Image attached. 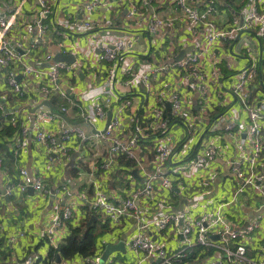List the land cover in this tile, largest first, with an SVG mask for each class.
<instances>
[{"label":"built area","instance_id":"1","mask_svg":"<svg viewBox=\"0 0 264 264\" xmlns=\"http://www.w3.org/2000/svg\"><path fill=\"white\" fill-rule=\"evenodd\" d=\"M154 1L177 7L181 16L180 22L185 27L181 42L185 43L188 37L194 41L201 37L202 42L196 49L194 46L183 44L184 47L176 51L174 46H170L173 49L171 55H167L169 63L142 71L131 69L124 71L125 79L122 80L121 85L139 92L141 98L139 109L130 118L135 132L131 136H125L120 131L123 126L121 118L124 111L130 108L131 101L125 99L118 103L119 96L115 95L113 90L120 60L124 54H132L140 48L144 34L147 35L149 43H152V36L164 28L173 27L178 21L177 17H159L152 6ZM26 2L27 0H20L13 3V0H10L7 4L0 1V5H3L0 6V68L7 72L9 98L21 101L25 93L24 88L34 85L36 81L41 99L51 101L53 98H59L64 102L59 108V113L62 115L68 111L66 104L79 107L78 103H72L69 97L70 91L62 85L61 76L65 74L72 80L77 79L78 48L74 36L91 31L99 25L98 22L92 21L88 14L104 5L123 6L126 10L125 22L131 33L111 43L101 42L97 46L95 63H108L114 66L108 69L105 81L96 90L89 89L90 91L81 98L84 102H89L102 97L106 106L112 102L118 103L106 128L98 129L95 125L96 122H106L107 119L104 106L99 102L79 112L80 120H83L84 126L88 128L87 132L80 125L60 126L51 130V126L58 122L60 117L41 104L36 105L33 114L29 110H24L27 112L24 113L27 115L25 120L33 117L31 130L28 125L22 124L16 135L25 138L31 132L32 142L45 150L47 163L50 166L54 165L56 159H70L71 151L90 139L105 145L107 150L94 171L91 170L88 174V182L91 185L90 198L85 194L73 195L68 184H62L60 188L51 191L46 187L41 176L29 175L24 168L18 170L14 180H10L0 188L1 200L8 197L18 200L26 195L29 189L33 191L32 195L52 200L51 218L39 233V244L29 243L21 260L12 259L7 264H49V251L56 249L69 234L70 228H77L80 221L89 216V211L98 214L103 222L108 223L110 228L108 234L115 241L113 244L117 241L114 239L117 237L114 232L121 229L126 221L133 224L135 230L131 233L130 239L128 238L127 246L138 256L136 264H143L149 258H158L161 264H179L184 255L168 251L153 237L170 224L178 230L185 249L189 250L196 246L222 249L229 258L224 264H264V256L253 259L247 256V246L252 240L253 232L259 227L258 222H251L244 228H232L224 214L227 203L219 205L211 218L203 215L198 220L183 225H180V222L186 216V210L152 220H144L142 212L143 207L151 209L152 201L156 196L172 190L173 178L178 180L214 161L217 150L211 142L205 140L208 130L219 132L221 136L233 134L236 125L232 121V115L235 114V110L231 109L227 115L214 117L225 96V91L220 86L222 83L220 58L214 54V51L223 49L228 40L234 41L241 31L252 32L251 35L242 34L251 38L252 44L243 42L240 46L248 53V58H244V61H247L249 67L237 74L236 80L228 88V94L233 98L234 105L236 104L243 111L247 122L240 124V132L244 133L235 134L237 146L242 148L238 157L225 158L224 164L237 179L242 181L244 188H249L253 193L260 194L264 198V42L261 41L264 39V0H249L247 5L238 8L237 12H233V23L228 27H222L216 22L212 2L209 1L208 4L206 0H88L81 6L83 18L66 21L60 25L61 28L56 29L55 51L45 53L43 56V60L50 63L47 69L35 68L32 64H28L24 59L26 54L22 45L14 41L10 43L8 40V34L22 9L25 8ZM37 2L38 7L28 21L35 29V36L29 46L31 50L41 45L42 38L48 30L44 20L50 13L49 7L43 0ZM254 44L256 51L253 50ZM259 47H261L260 58ZM181 52L184 54L180 60H177ZM56 54H71L75 62L73 64L52 62ZM226 68L229 71L233 70L230 62H226ZM167 79L174 80L173 83L184 81L187 87L184 94L186 97L178 89L166 93L160 92L159 96L155 84L166 83ZM257 82L260 86H257ZM191 96L194 97V105L188 100ZM31 107L35 108L29 106ZM194 108L197 110L194 111ZM168 111L169 115H166ZM20 117L21 115L15 111L10 116L3 114L0 122L15 128L19 125ZM171 119L173 122H170ZM176 123L186 128L188 139L195 137L196 145L183 144L181 152L175 149L176 141L171 142L169 139H172L171 129ZM148 147H150L148 155L153 154L150 156L149 164L138 154L139 150ZM122 156L135 164L134 168L143 179V183L141 186H135L133 176L130 175L131 187L125 192V198L109 200L105 182L109 180V172L115 160ZM168 161L174 162L170 172L167 167ZM150 164L154 168L153 171L147 168ZM2 166L3 158L0 155V170ZM25 236L24 231L9 236L5 244L0 246V254L8 251L18 239H23ZM126 240L127 238H118V242L123 241L124 246ZM229 243L232 244L230 247ZM108 244L99 242L97 250L91 256H76L71 260H64L57 255L56 258L58 257L60 261L54 260L50 264H100V258ZM42 249L44 250L41 251ZM109 258L105 264H113Z\"/></svg>","mask_w":264,"mask_h":264},{"label":"crops","instance_id":"2","mask_svg":"<svg viewBox=\"0 0 264 264\" xmlns=\"http://www.w3.org/2000/svg\"><path fill=\"white\" fill-rule=\"evenodd\" d=\"M2 3H10V0H0ZM20 0H13V3ZM49 7L50 13L44 20L48 30L46 35L42 38L41 45L36 49H29L30 43L35 36V29L28 21L34 14L38 7L37 0H27L25 8L22 9L20 16L17 17L16 22L8 34L9 42L19 43L25 49V60L27 63L32 64L35 68L47 69L50 67L48 61L43 60L45 53H52L55 51L54 40L55 31L61 28L66 21L74 19H81L84 13L81 11V6L88 0H43ZM212 2L214 9V19L222 27H228L233 23V12H237V6L244 7L249 0H206ZM210 4V2L208 3ZM3 6V5H0ZM156 13L161 18L177 17L178 21L175 22L173 27L164 28L151 37L152 43H149L147 35L144 34L142 45L136 52L132 54H124L117 67V73L114 78L113 90L114 94L119 96L121 103L125 99H130L131 106L122 114L121 121L123 123L120 131L125 136H131L135 132V127L130 123L131 116L135 115L140 106V94L134 92L129 88L121 85L122 80L125 79L123 73L127 69L132 71L147 70L150 67L159 64L169 63L167 55H171V49L174 46L176 51L184 46H194L195 49L201 45V37L196 41L191 40L189 37L186 42H181L182 34L185 32L184 24L180 21V13L177 7L173 4L162 3L154 1L152 3ZM203 7V6H202ZM125 8L117 4L104 5L96 9V11L88 14V17L98 22L99 25L95 29L87 32H82L74 36L78 53V76L77 79L72 80L65 74L61 76V83L68 91L72 103L79 104V107H74L72 104H66L68 111L65 115L59 113V108L64 103L59 98H53L56 102L52 105V100L47 101L40 98L38 83L24 88V97L21 101L12 100L9 98V89L7 86L6 70L0 68V117L5 114L10 116L12 112L21 115L19 118V125L17 127L2 126L0 123V132L8 129L9 135L0 133V155L3 158V166L0 170V188H2L10 180H14L18 175V170L24 168L28 171L29 175L41 176L44 184L51 191L60 188L62 184H68L71 188L73 195L85 194L88 198L91 197V185L88 182V174L98 165L99 160L105 154L107 148L105 145L99 143L95 139H90L78 147L76 146L71 151L70 159H56L54 165L50 166L47 163L45 150L35 145L30 136L17 137V131L22 124L28 125L31 130V121L33 117L25 120L24 112L33 107L46 102L57 114L68 119L70 122H77L80 120L79 112L81 109H86L93 103H101L104 106L106 114L117 107L114 102L109 105L104 104L102 97L97 100L84 102L81 100L82 95L90 91L89 89H97L102 84L107 75V71L111 68L112 64L95 63V56L98 52L97 46L102 43H111L115 39L125 37L131 33L125 22ZM110 23H106V22ZM104 23V24H103ZM248 37L246 35L243 36ZM176 39L175 41H173ZM245 41V39L243 40ZM262 43L264 39L261 40ZM242 41L235 43L232 39L228 40L223 49L214 51V54L220 58L222 70V83L221 88L225 91L224 99L221 101V106L217 108L219 115H227L229 110H235L232 115V121L235 122L233 134H226L221 136L219 132H211L208 130L206 133L207 142H211L217 150L214 161L206 166L197 170L191 171L180 179L173 178V188L170 191L164 192L161 196H156L152 201L151 209L143 207V219L152 220L163 215L174 214L186 210V216L180 222V225L186 222H194L200 216L206 215L211 218L221 204L227 203L224 207V214L234 229L244 228L251 222H258L259 227L253 232L252 240L247 246V256L250 259L260 258L264 256V198L257 193H253L249 188H244L240 179H237L230 168L224 164L225 158H236L242 148L237 146L236 133L242 134L241 125L247 122L246 116L243 111L235 104L233 98L228 94V88L236 80L237 74L249 67L247 61L239 59L229 52V48L233 43L232 53L242 54L243 47H240ZM183 44H185L183 46ZM170 47V48H169ZM191 48V47H190ZM22 52V51H19ZM255 53V52H254ZM149 57L146 58L145 56ZM254 60V59H253ZM54 62V57L52 59ZM226 62H230L233 70L229 71L226 68ZM117 65V62H116ZM114 66V65H113ZM112 66V67H113ZM18 79V78H17ZM19 80V79H18ZM174 80L167 79L166 83L155 84L160 92L166 93L173 89L181 91L182 95L186 93V85L184 81L173 83ZM166 84V85H165ZM166 87H165V86ZM165 87V88H164ZM142 94V93H141ZM189 97V96H188ZM189 101L193 102L194 97L191 96ZM195 103V102H194ZM196 111L197 108H194ZM216 110V111H217ZM215 111V112H216ZM32 116V115H31ZM71 124L63 118L58 119L51 126L56 129L60 126L67 127ZM80 125V124H78ZM96 127L102 129L105 122H96ZM85 128L84 124L80 125ZM8 127V128H5ZM86 130L88 128H85ZM205 130V129H203ZM202 130V131H203ZM171 142L176 141L178 151H182L184 145H196L195 137L188 139L186 128L181 124L176 123L171 129ZM147 142V140H145ZM149 143V142H147ZM144 145V144H143ZM150 147L138 151V154L143 158L146 163H150ZM148 155V156H147ZM176 160V159H175ZM174 160V161H175ZM134 164V163H133ZM135 166V164H134ZM127 168L120 166L118 158L115 160L109 172V180L105 182V188L109 200L125 198V192L130 186L129 178L133 176L135 186H141L143 179L137 171L133 174L135 168ZM174 166V162L168 161L167 167L170 172V167ZM149 171L154 168L150 164L147 167ZM264 168V166H263ZM76 171V172H75ZM88 194V195H87ZM20 200V202H18ZM15 200L13 197L0 199V246L5 244L9 236H15L19 231L26 233L25 238L18 239L8 251L0 254V264H7L10 260H21L25 254V247L29 243L39 244V233L45 228L51 218L52 200L36 195L26 194ZM68 225V224H66ZM69 226V225H68ZM133 224L126 221L121 229L114 232L118 238H122L126 234L127 242L124 246V253L117 252L110 256L109 260L113 264H136V256L127 246L128 240L131 237V230ZM147 232L145 233V235ZM156 241L162 243L166 249L174 254H183V258L179 264H224L228 262L229 258L222 249L217 248H204L200 246L193 247L192 249H185L182 244V237L179 235L178 230L170 224L165 230L156 233ZM129 238V239H128ZM216 240L215 238H213ZM100 244H113V238L106 234L99 239ZM229 243V247H230ZM45 247V246H44ZM41 248V247H40ZM43 248V247H42ZM42 249L41 251H43ZM143 264H161L158 258H149Z\"/></svg>","mask_w":264,"mask_h":264},{"label":"trees","instance_id":"3","mask_svg":"<svg viewBox=\"0 0 264 264\" xmlns=\"http://www.w3.org/2000/svg\"><path fill=\"white\" fill-rule=\"evenodd\" d=\"M237 7L239 8V6ZM256 84L257 86H260L259 82ZM54 102L56 101L52 99V105H54ZM166 115H169V111L166 112ZM218 115L219 111L217 110L214 114V117ZM170 122H173L172 119ZM2 126L8 125L5 124ZM9 132L10 131L8 129H5L0 133L9 135ZM118 162L120 166L127 168L134 166L132 161L127 160L123 156L118 158ZM85 208L88 209V206ZM89 213V216L85 220L80 221V224L77 228H70L69 234L58 244L56 249H51L49 251L48 260L50 263L56 260L57 255H60V257L64 260H71L76 256H91L95 253L99 239L110 233V228L108 223L103 222L98 214H95L91 211H89Z\"/></svg>","mask_w":264,"mask_h":264},{"label":"water","instance_id":"4","mask_svg":"<svg viewBox=\"0 0 264 264\" xmlns=\"http://www.w3.org/2000/svg\"><path fill=\"white\" fill-rule=\"evenodd\" d=\"M243 33L250 34V35L252 34V32H250V31H246V32L241 31V32H239L238 35L235 37V39H234V41H233L234 44H235V43H238V42H240V41H242L241 44H242L243 42L248 43V44H252V40H251V38H249V37H244V38H243V36H244V35H242ZM244 39H245V41H243ZM241 44H240V46H241ZM232 48H233V43L231 44V46H230V48H229V52H230L232 55H235V56H236L237 58H239V59H244V58H245V57H242V56L239 55V54H234V53H232ZM253 50L256 51V44H254V48H253ZM183 54H184V52H181V53L178 55V57H177L176 59H177V60H180V59L182 58V55H183ZM260 56H261V47H259V58H260ZM246 58H248V57H246ZM54 62H66V63H68V64H73V63L75 62V59H74V56L71 55V54H70V55L56 54V55L54 56ZM18 79H19V78H18ZM0 102H1V101H0ZM41 105H43L45 108H48V110H50L51 113L57 115V116L60 117V118H63L65 121H67V122H69V123H71V124H75V125H78V124H80V125L85 124V123L83 122V120H79V121H77V122H70L68 119H66L65 117L61 116L60 114L55 113V112L51 109V107H50L46 102H43ZM47 105H48V106H47ZM36 108H37V107H35V108H33V109H30L29 112H30L31 114L35 113ZM111 117H112V112L109 111V112L107 113V119H106V122H105L104 128H106V126L108 125V123H109ZM135 173H136V170H133V174H135ZM28 194L32 195V194H33V191H32L31 189H29V190H28ZM92 218H93V217H92ZM134 230H135V228H133L130 232L132 233ZM127 236H128V234H126L125 236H123V239H126ZM124 251H125V248H124V243H123V241H119V242H117L116 244H108V245H106V246H105V249H104V251H103V253H102V256H101V258H100V264H105V263H106V260H107L112 254L117 253V252L124 253ZM56 261H57V262L60 261L58 257L56 258Z\"/></svg>","mask_w":264,"mask_h":264},{"label":"rangeland","instance_id":"5","mask_svg":"<svg viewBox=\"0 0 264 264\" xmlns=\"http://www.w3.org/2000/svg\"><path fill=\"white\" fill-rule=\"evenodd\" d=\"M241 56L242 57H248V53H247V51L245 50V49H242V54H241ZM249 65V64H248ZM86 128V127H85ZM85 128H83V130H85L86 132L88 131V130H86Z\"/></svg>","mask_w":264,"mask_h":264}]
</instances>
